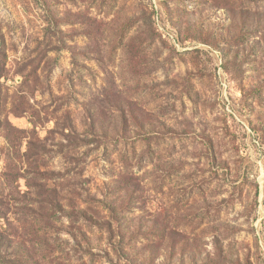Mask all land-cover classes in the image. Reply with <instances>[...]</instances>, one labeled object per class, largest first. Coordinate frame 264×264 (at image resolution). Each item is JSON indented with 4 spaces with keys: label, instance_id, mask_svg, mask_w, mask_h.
Listing matches in <instances>:
<instances>
[{
    "label": "rangeland",
    "instance_id": "obj_1",
    "mask_svg": "<svg viewBox=\"0 0 264 264\" xmlns=\"http://www.w3.org/2000/svg\"><path fill=\"white\" fill-rule=\"evenodd\" d=\"M0 264H264V0H0Z\"/></svg>",
    "mask_w": 264,
    "mask_h": 264
}]
</instances>
